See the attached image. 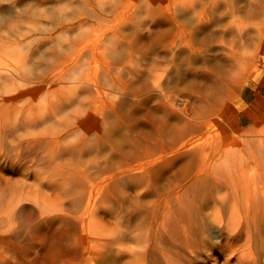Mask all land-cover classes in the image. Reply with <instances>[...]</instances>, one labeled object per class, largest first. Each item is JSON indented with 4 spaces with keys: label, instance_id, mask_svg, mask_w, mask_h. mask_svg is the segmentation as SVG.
I'll return each instance as SVG.
<instances>
[{
    "label": "rangeland",
    "instance_id": "1",
    "mask_svg": "<svg viewBox=\"0 0 264 264\" xmlns=\"http://www.w3.org/2000/svg\"><path fill=\"white\" fill-rule=\"evenodd\" d=\"M262 4L0 0V264L224 263L212 213L264 188Z\"/></svg>",
    "mask_w": 264,
    "mask_h": 264
},
{
    "label": "bare ground",
    "instance_id": "2",
    "mask_svg": "<svg viewBox=\"0 0 264 264\" xmlns=\"http://www.w3.org/2000/svg\"><path fill=\"white\" fill-rule=\"evenodd\" d=\"M262 5H264V4H262ZM234 177L235 176H233V181H234ZM237 177L238 176H236V178ZM256 178H260V177H256ZM237 179H241V177L237 178ZM237 179L235 181H237ZM217 180H219V179H217ZM228 180H229V177H228ZM230 180H231V178H230ZM242 180L245 181V179L243 177H242ZM246 180L248 181V178ZM249 180H252V181H248L247 185H245V184L243 185L244 182L241 183V185L244 186V191H241L240 187H238L239 191H237V192H236V190H238V189H236V190L234 189L235 190L234 194H232L233 198H230L229 208L224 209V211L216 209L212 213L213 219L218 224L217 226H218L219 230H218L217 236H221V234L225 230V232L229 235V238H228L229 242H232V243L240 242V245L237 248H233L231 246L224 245L223 247L220 246L221 250L220 249L214 250L215 252L213 254H210V258H215V259H219L221 256H225L224 263H222V264H264V188H263V186H262V188H259L257 186V184H258L257 180L251 179V178ZM258 180H259V182H263V180L262 181L260 179H258ZM233 181H230V183L231 182L233 183ZM238 182H240V181L238 180ZM234 183H236V182H234ZM233 188H235V187H233ZM242 190H243V188H242ZM216 199H218V198H216ZM235 199H236V201H235ZM223 200H224V198H222V201ZM200 217H201V215H200ZM228 239L225 241H228ZM137 242H139V241H137ZM198 251H200V250H198ZM139 252H141V251H139ZM139 257H141V256H139ZM162 259H164V258H162ZM151 260H153V259H151ZM146 261L147 260L145 259V257H141L139 259V261H137V264H148V263H146ZM187 261L190 262L191 264H195V258L192 259L191 256L188 258ZM172 263H175V262H171L170 259L168 258V256L165 257L163 262L162 261L160 262V264H172ZM200 263L202 264L201 261H200ZM150 264H152V263H150Z\"/></svg>",
    "mask_w": 264,
    "mask_h": 264
}]
</instances>
